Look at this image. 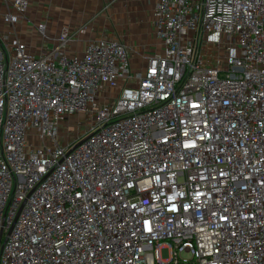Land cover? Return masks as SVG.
Instances as JSON below:
<instances>
[{
    "label": "built area",
    "instance_id": "2783aa9c",
    "mask_svg": "<svg viewBox=\"0 0 264 264\" xmlns=\"http://www.w3.org/2000/svg\"><path fill=\"white\" fill-rule=\"evenodd\" d=\"M153 25L140 72L120 41L66 56L68 28L0 40V264H264V0H158Z\"/></svg>",
    "mask_w": 264,
    "mask_h": 264
},
{
    "label": "crops",
    "instance_id": "0c3cea01",
    "mask_svg": "<svg viewBox=\"0 0 264 264\" xmlns=\"http://www.w3.org/2000/svg\"><path fill=\"white\" fill-rule=\"evenodd\" d=\"M29 1L27 12L14 30L3 19L11 0H0V40L6 34L9 43L17 37L33 55L54 48L64 28L75 33L66 56H80L90 41L101 38L120 41L130 49L135 72L143 71L147 58L161 47L153 25L158 0ZM41 23L46 24V37L38 30Z\"/></svg>",
    "mask_w": 264,
    "mask_h": 264
},
{
    "label": "rangeland",
    "instance_id": "374dc122",
    "mask_svg": "<svg viewBox=\"0 0 264 264\" xmlns=\"http://www.w3.org/2000/svg\"><path fill=\"white\" fill-rule=\"evenodd\" d=\"M85 119H86L85 114L77 115V116L70 118V120L63 126L62 132L71 131V132H73V136L76 135V133L79 129L80 123L85 122ZM83 129H84V127H83ZM162 257H163V259H168L170 257L169 250L164 249L162 251Z\"/></svg>",
    "mask_w": 264,
    "mask_h": 264
}]
</instances>
